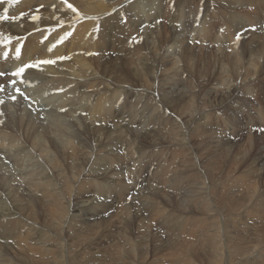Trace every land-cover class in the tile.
Returning a JSON list of instances; mask_svg holds the SVG:
<instances>
[{
  "label": "bare ground",
  "instance_id": "6f19581e",
  "mask_svg": "<svg viewBox=\"0 0 264 264\" xmlns=\"http://www.w3.org/2000/svg\"><path fill=\"white\" fill-rule=\"evenodd\" d=\"M260 1L27 0L9 4L7 10L18 18L10 21L11 30L1 31L0 39L26 34L32 43L18 63L3 64L18 70L25 60L42 70L28 69L23 77L16 76L25 86V95L13 93L10 103L0 99V153H7L10 167L23 169L33 147L46 161H35L34 172L26 173L28 179L36 178L29 183L33 193H27L11 184L0 159V264H36L28 255L37 249L38 237L46 230L37 221L46 210L60 218L81 216L67 223L79 232L97 233L94 242L105 241V253H101L103 246L99 250L84 246L92 237L78 239L75 249L81 264H99L97 259L106 264L113 253H123L117 258L121 264H146L147 251L133 234L146 220L156 222V230L169 229L175 239L170 234L167 241L156 235L149 259L157 252L166 257L163 252L168 250V264H233L237 256L247 259L242 264H256L258 258L264 259L263 232L258 239L256 231H246L249 245L243 252L231 242V232L236 231L231 226L241 227L244 219H252L264 208L255 200L264 163L248 159L253 154L249 139L258 135L250 128L243 134L249 126L264 132V8L258 7ZM167 3L173 6L167 16L170 25L157 24ZM249 5L255 9L250 15L241 11ZM95 11H100V24L90 34V20L79 17ZM214 17L220 22L211 23ZM71 18L79 20L70 22ZM253 24L262 28L261 34L246 32V39L234 40ZM46 26L53 27L55 34L49 36ZM67 32H72L71 37L60 40ZM36 39L45 40L39 44L34 43ZM93 39L96 43L90 44ZM211 85L224 87L225 93L211 90ZM238 92L242 95L237 96ZM218 107L223 112L216 110V116L223 120L215 126L213 109ZM240 111L246 114L233 115ZM231 134L244 141H227ZM260 134L264 139V133ZM254 147L262 150L264 142ZM219 152L231 154L219 161L215 158ZM0 158L4 160L2 154ZM204 158L209 161L207 175L202 170ZM127 181H131L129 187L124 185ZM136 183H141L138 190ZM219 189L225 192L220 194ZM37 192L40 197L35 196ZM240 194L249 199L239 211L232 209L224 216L219 209L230 206V200L242 199ZM125 196L142 203L137 222L109 229L95 226L100 217L92 215L98 212L138 210L124 201ZM40 201L45 203L35 208ZM53 223L56 229L64 225L59 218ZM107 237L115 242L110 245ZM203 240L208 241L206 249L197 246L207 244ZM64 245V241L45 239L40 252L52 253ZM153 260V264H165ZM47 263L58 264L53 254ZM77 263L72 254L70 264Z\"/></svg>",
  "mask_w": 264,
  "mask_h": 264
},
{
  "label": "rangeland",
  "instance_id": "374dc122",
  "mask_svg": "<svg viewBox=\"0 0 264 264\" xmlns=\"http://www.w3.org/2000/svg\"><path fill=\"white\" fill-rule=\"evenodd\" d=\"M172 4H170V3H167L166 4V6L164 5V7H163V11L165 12V15H163L162 17H160V19H158V22L157 23H159V22H162L163 24L165 23V26H167V24H169L170 25V22H169V20H168V17L167 16H169L170 14H169V12L170 11H172L173 9H172ZM166 9V10H165ZM98 12H100V11H95V12H92V13H88V14H86V13H82V16H80L79 17V19H82V18H84V17H88V19L90 20V22H91V25H90V34H91V29L92 28H95V27H97V26H99V24H100V20H99V14L100 13H98ZM165 16V17H164ZM79 19H77V20H79ZM167 19V20H166ZM77 20H73L72 18L70 19V22H76ZM41 26H43V23H41V24H39L38 26H35L34 25V28L33 29H35V28H37V27H41ZM71 28H72V26H71ZM167 29H169L168 27H167ZM178 30H180V29H178ZM166 31H168V30H166ZM169 31H170V29H169ZM160 33H162V32H160ZM163 34V33H162ZM170 34V33H169ZM165 34H163V36H164ZM81 37V36H80ZM82 38V37H81ZM95 42L94 43H90V44H95L96 43V40L95 39H93ZM196 43L198 44L199 42H198V40H196ZM163 44H164V41H163ZM110 51V50H109ZM170 53H171V51H170ZM217 64H215V68L213 69L214 70V72L217 70ZM244 68H242V70H239V74L240 75H242V73H244L243 70ZM242 71V72H241ZM161 74H166V72L165 73H161ZM158 75H159V73H158ZM253 80L251 79L250 80V83L252 82ZM238 84H241L242 83V81L241 80H239L238 82H237ZM215 85H211V90H213V89H216V90H220V93H222V94H224L225 93V90H224V87H218V85L217 86H215ZM219 89H218V88ZM223 91V92H222ZM241 96L242 94H241V92H238L237 93V96ZM252 100V99H251ZM241 108H239V110H240ZM216 110H220V111H222L223 112V110L222 109H220L219 107L218 108H214L213 109V115H214V123H213V125H218L219 124V122L221 121V120H223V117H218V116H216ZM240 114V115H238L237 116V114ZM32 114H33V112H32ZM246 114V112L245 111H240V112H234L233 113V115H235V116H237V117H242V116H244ZM47 118V117H46ZM42 119H44V118H42ZM116 119H114V122H116L115 121ZM47 123V122H46ZM256 124H258V123H256ZM46 125V124H45ZM244 125H245V128L247 127V123H244ZM249 128H250V131L251 132H257V135L258 136H256V137H254V138H251V139H249V141H251V143H253V154H250L249 156H248V159L249 160H256L257 162H263L264 163V148L262 149V150H256L255 149V147H254V145L255 144H258V143H263L264 142V139H262V138H260V136L262 135V134H260V133H264V132H261L262 130L261 129H258L257 127H253V128H251L250 126L248 127V128H246L245 130H244V133L243 134H246V131H247V129L249 130ZM130 129H133V128H130ZM231 136H232V138H231ZM227 141H229V142H233V144L235 143L236 144V142H237V144H240V143H242L243 141H244V138H239V137H237V136H235V135H233V134H231V135H229V136H227V139H226ZM235 142H234V141ZM231 149H233V148H231ZM112 151H115V147H113L112 148ZM0 154H2V156H4V160H2V158H0L1 159V161H3V163H4V165H6L7 166V168H6V170H5V172H6V174H8V175H10L11 177H12V180H11V184L13 185V186H20L21 188H23L24 189V191L25 192H29V193H33L32 191H31V189H30V187H29V183L31 182V180H33V181H36V178L35 177H33V176H30V178L31 179H28V176H27V172L29 171V172H34V167H35V161H37V160H41V161H46V158H44V154H40L39 153V151H37V149L35 148V147H33L32 148V153L30 154V157H29V159L26 161V163H25V167L22 169L21 167H18L17 168V165H13L12 167H10L11 166V163H9L8 162V156H7V153L6 152H1ZM227 154H231V152H228V153H224V152H219V153H217V155H216V157L215 158H217L219 161H221V158L224 156V157H227ZM236 154H237V152L235 153H232V155L234 156V159L238 156H236ZM203 167H202V170H203V175H207V173H208V171H209V161L208 160H206L205 158L203 159ZM214 168H215V166H214ZM115 169V171H117V172H119V167H116V168H114ZM229 169V168H228ZM12 170H14V172H12ZM18 172H20L21 174H22V176H21V178H19V175H18ZM219 175H221V173L219 174ZM108 177V176H107ZM124 177L125 178H127V175L125 174L124 175ZM133 182V181H132ZM130 183H131V181H130ZM130 183H129V185H130ZM257 185L259 184V189H258V191H257V193H256V195H255V200L257 201V202H260V203H264V165H263V169L261 170V173L259 174V176H258V181H257V183H256ZM129 185H126V187L128 186L129 187ZM139 185H141V183H136V185H135V190H138V189H140V188H138L139 187ZM154 186V185H153ZM11 186H9V188H10ZM158 187V189H161V185H159V186H157ZM23 191V192H24ZM219 191H220V194L221 193H224L225 192V190H220L219 189ZM231 191H233V192H235V193H237L238 191H235V190H233V189H231ZM40 194H41V192H37L36 193V197H40ZM241 195V194H240ZM128 196V195H127ZM242 196V199H239V200H237V201H235L234 202V200H230L231 202H230V206L228 205V206H225V207H223V208H221V209H219L220 211L222 210V211H224V212H222L223 214H225L224 216H226L227 214L229 215V213H232L230 210H236V211H239L241 208H242V206H243V203H245L248 199H244V197H243V195H241ZM127 197L125 196V199H126ZM102 199V198H101ZM124 199V201H127V202H130L131 203V205H133L135 208H138V210H133V211H131L130 213H111V212H98V213H96V214H93L92 216H94V217H100V219L99 220H96L97 222H99V224H97V225H95V226H99V227H101V228H103V229H109V228H113V227H115V226H119V227H121V226H126V224H128V226H133L136 222H137V220L139 219V217H140V215H141V212H142V210L144 209V208H141L140 209V207H141V205H142V203L140 202V201H135V202H133V199H132V196H130L128 199H126L125 200ZM175 201V199H173V198H171L170 199V201H171V203H173V204H175L174 202H172V201ZM243 200V201H242ZM243 202V203H242ZM43 203H45L44 201H40V202H38L37 204H36V206H35V208H39L40 207V205L41 204H43ZM138 204H139V206H138ZM171 205V204H170ZM221 205V204H220ZM264 207V206H263ZM226 208V209H225ZM225 209V210H224ZM262 208H260V210H261ZM228 211H230V212H228ZM101 214H104V215H102V216H100ZM148 214V213H147ZM255 216L257 217V219H255ZM252 219H250V220H243V219H241V221L240 222H242V220H243V222L241 223V227H234V226H231V227H233L234 229H236V231H233V232H231L232 233V235H233V237H232V243H238L237 245H239L240 246V249H241V251L243 252L244 251V248L246 249V246L247 245H249V241H247L248 240V238H247V236H248V232H246V231H249L250 229L253 231V232H255L256 231V233H254V234H256L257 235V238L258 239H261V235L264 233V226H263V224H264V208H263V210H261V212L258 214V215H255ZM55 218H59L60 220H62L63 222H64V225H63V227L61 228V229H56L55 227H54V219ZM81 218V216H78V217H74L73 215H67V217H57L56 215H54L52 212H51V210H46V211H44L43 213H42V216L39 218V219H37V221H38V223H39V225L40 226H42V227H45L46 228V230L44 231V234L43 235H41L40 237H38V246H37V249H35L33 252H32V254L31 255H28V260H34V262L36 263V264H48L47 263V261H48V259L52 256V254H53V256H54V258L56 259V261L58 262V264H70V260H71V256H72V254H73V256L75 255V257H76V261L78 262L77 264H81V261H82V257H81V255L79 254V253H76V251L78 250V249H75V246L76 245H78V243H80V241H78V239H80V238H82V237H84V236H86V237H92L91 239H88L89 241L84 245V246H86L89 250H92L93 248H96V249H100L102 246L104 247V249L102 248L101 250H100V252L102 253V252H104L105 253V246L106 245H104L105 244V241H101V242H94V241H92L93 240V238H94V236H96L97 235V233H92V232H89L90 234H87L86 232L84 233H82V232H79V230H75V228L73 227V225L72 224H68L67 223V221L68 222H75L76 220H79ZM128 220H130L131 222H127ZM256 220H259V221H261L260 223H259V221H257V223H256ZM233 222V221H232ZM232 222H230V224L232 223ZM263 222V223H262ZM155 223L156 222H154V221H149V220H146V221H143V224H142V226H141V230L139 231L138 229H136L137 230V232H136V230H135V232L133 231V234L136 236V237H138V239H136L137 241H140V245H142V247H143V250L144 249H146V251L147 252H144L145 254H147V263L146 264H153V258H155L156 260H162L163 261V263L165 262V264H168V263H171V262H169L170 261V259H168V256L167 255H169V250H168V254H167V251H165V252H163V255H165L166 257H164V256H162V252H161V254H160V252H157L155 255H156V257H155V255H152V257L153 258H151V259H149L150 257H149V250H150V247L152 246V244H153V241H154V239H155V236L156 235H158V236H164L165 238L164 239H166V241L168 240V238H167V235L166 234H170V232H169V229L168 230H166V228H158V230H156L157 228H156V226H155ZM234 223V222H233ZM258 223L261 225V226H259L258 225ZM157 224V223H156ZM237 224H238V222H237ZM242 224H245V227H243V225ZM253 224H254V227H253ZM257 226H256V225ZM121 225V226H120ZM151 225V226H150ZM236 225V224H235ZM154 226H155V228H154ZM263 226V227H262ZM153 227V228H152ZM206 227V226H205ZM256 227V228H255ZM143 228V229H142ZM155 229V230H154ZM160 229V230H159ZM163 229H165V230H163ZM206 229H208V230H210V228L208 227V228H206ZM145 230V231H144ZM241 230V231H240ZM243 230H244V232H243ZM261 230V233L259 232ZM67 231H73V233L72 234H69ZM142 232V233H141ZM143 232H146V234L144 233L143 234ZM263 232V233H262ZM108 236H109V233H106ZM121 234H126L123 230H121ZM119 235L118 237H121L122 235ZM140 234V235H139ZM143 234V235H142ZM146 235V236H145ZM172 234H170V236H169V238H171V239H174V237H173V235L171 236ZM240 235L242 236V237H240ZM243 235H244V237H243ZM139 236H141V237H143L142 239L139 237ZM260 238H259V237ZM49 238H52V239H54V240H56V241H64L65 242V247H60V248H56L52 253L50 252V251H47V252H45V253H41L40 252V244H41V242L43 241V240H45V239H49ZM108 238V242H109V244L111 245V244H113L115 241H113L112 239H110V237H107ZM145 238V239H144ZM153 238V239H152ZM240 238V239H239ZM247 238V239H246ZM140 239V240H139ZM152 239V240H151ZM192 239H193V237H192ZM236 239V240H235ZM238 239V240H237ZM175 240V239H174ZM242 240H243V242H242ZM247 241V243L245 244V242ZM205 240H203V242H204ZM204 243H207V244H199V245H197V246H199V248L200 249H206V245H208V241L206 242H204ZM202 245V246H201ZM241 245H243V246H241ZM82 246V245H81ZM147 246V247H146ZM238 246V247H239ZM242 247V248H241ZM244 247V248H243ZM17 249H20V248H17ZM261 249H264V246L261 248ZM261 249H259L258 251H260ZM176 250H179V249H175V251ZM247 250V249H246ZM245 250V251H246ZM120 251H123V249L122 250H120ZM257 251V252H258ZM21 252H25L24 251V249L23 250H21ZM124 252V251H123ZM223 252V251H222ZM166 253V254H165ZM121 254H123V253H121ZM120 254V255H121ZM145 254H143V256L145 257ZM118 256V255H116V254H114L113 253V257L112 258H110L109 259V256H108V260H107V263L106 264H121L122 263V260L120 259L119 261L120 262H118V260H117V258H120L121 256ZM125 255V254H124ZM233 253H231L230 254V258H234L233 257ZM92 258H94L93 256H91ZM115 257H116V259H115ZM125 257H126V255H125ZM90 257L88 256L87 257V259H89ZM205 258L206 259H203V261L204 262H206L207 261V256H205ZM111 259H112V261H111ZM168 261H167V260ZM117 260V261H116ZM146 260H145V262H146ZM153 260V261H152ZM166 260V261H165ZM247 259H242V260H240V259H238V256L235 258V261H233V264H242L243 262H245ZM250 260V259H249ZM103 261V260H102ZM102 261H101V259H97L96 260V262L97 263H101L102 264ZM105 261V260H104ZM103 261V264L105 263ZM262 261H264V259H259L258 258V260H257V262H256V264L257 263H260V262H262ZM114 262V263H113ZM148 262H150V263H148ZM168 262V263H167ZM203 262V263H204ZM137 263H139V262H137ZM159 264V263H158ZM161 264V263H160ZM204 264H207V263H204Z\"/></svg>",
  "mask_w": 264,
  "mask_h": 264
},
{
  "label": "snow or ice",
  "instance_id": "6c2138e0",
  "mask_svg": "<svg viewBox=\"0 0 264 264\" xmlns=\"http://www.w3.org/2000/svg\"><path fill=\"white\" fill-rule=\"evenodd\" d=\"M69 7H71V5H69ZM20 71H22V69Z\"/></svg>",
  "mask_w": 264,
  "mask_h": 264
}]
</instances>
